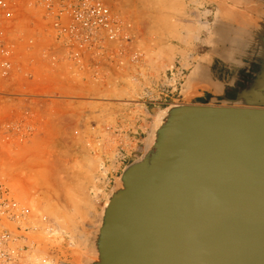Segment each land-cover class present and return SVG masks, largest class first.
<instances>
[{
    "label": "rangeland",
    "instance_id": "obj_1",
    "mask_svg": "<svg viewBox=\"0 0 264 264\" xmlns=\"http://www.w3.org/2000/svg\"><path fill=\"white\" fill-rule=\"evenodd\" d=\"M110 3L131 39L123 63L109 44L79 63L35 6L0 12V184L29 212L13 228L29 237L23 245L37 243L35 264H84L115 180L142 155L159 112L187 104L193 64L215 58L222 77L233 63L234 32L215 27L205 0ZM205 38L212 45H202ZM255 42L240 48L247 58ZM255 73L262 77L247 81L264 93V70ZM88 153L103 161L98 172H88Z\"/></svg>",
    "mask_w": 264,
    "mask_h": 264
},
{
    "label": "water",
    "instance_id": "obj_2",
    "mask_svg": "<svg viewBox=\"0 0 264 264\" xmlns=\"http://www.w3.org/2000/svg\"><path fill=\"white\" fill-rule=\"evenodd\" d=\"M84 264H264V108L160 111Z\"/></svg>",
    "mask_w": 264,
    "mask_h": 264
},
{
    "label": "built area",
    "instance_id": "obj_3",
    "mask_svg": "<svg viewBox=\"0 0 264 264\" xmlns=\"http://www.w3.org/2000/svg\"><path fill=\"white\" fill-rule=\"evenodd\" d=\"M27 4L52 17L57 41L60 37L79 63L86 54L99 55L106 44L115 46L109 49L112 52L118 46L117 57L120 63L124 62L126 44L131 39L126 24L114 11L110 0H0V12L12 14ZM132 58L136 61L139 55L136 53ZM3 67L7 71L11 63L6 61ZM184 74V69H176V76L181 80ZM28 216L29 212L20 207L9 189L0 184V264H35L33 252L37 243L31 240V245H23L29 237L17 234L16 230H22L20 225L16 230L13 228ZM28 231L29 228H25V232Z\"/></svg>",
    "mask_w": 264,
    "mask_h": 264
},
{
    "label": "crops",
    "instance_id": "obj_4",
    "mask_svg": "<svg viewBox=\"0 0 264 264\" xmlns=\"http://www.w3.org/2000/svg\"><path fill=\"white\" fill-rule=\"evenodd\" d=\"M205 3L215 9L211 18L215 27L230 28L234 32L233 40L236 42L232 51L234 58L230 67L225 65L224 72L227 74L221 77L215 74V58L207 60L199 56L200 60L193 64V69L184 85L183 93L189 99L186 103L264 108L263 91L255 90L247 81L262 77V74L255 72L264 70V0H205ZM208 13H210L209 9L203 12L204 15ZM200 22L203 25H207V22L210 24L209 19ZM209 40L201 39L202 45H212ZM252 40L256 41L255 46L258 49L255 54L249 49L247 58L246 51L240 48L243 46L251 48ZM200 67L203 70H199Z\"/></svg>",
    "mask_w": 264,
    "mask_h": 264
},
{
    "label": "bare ground",
    "instance_id": "obj_5",
    "mask_svg": "<svg viewBox=\"0 0 264 264\" xmlns=\"http://www.w3.org/2000/svg\"><path fill=\"white\" fill-rule=\"evenodd\" d=\"M247 5V4H246ZM207 24H208V22H207ZM242 34V33H241ZM202 67V66H201ZM201 67H200V69L199 70H203V69H201ZM205 68H206V66H205ZM198 70V71H199ZM205 71V70H204ZM197 72V71H196ZM202 73V72H201ZM200 75V74H199ZM198 75H196V77H197ZM203 76H205V75H203ZM202 77V76H201ZM200 77V78H201ZM206 77V76H205ZM199 81V80H198ZM203 81V80H202ZM219 91V90H218ZM220 106V105H219ZM239 107V106H238ZM93 153V152H92ZM102 160H101V158H99V157H96V159H95V157L92 155L91 156V153L89 154L88 153V157H87V163H88V165H89V169H88V172H90V173H92L93 171L94 172H98L99 171V168L101 167L100 166V164H102V162H101ZM101 162V163H100ZM108 196V195H107ZM106 201V200H105ZM105 203V202H104ZM103 206V205H102ZM101 206V207H102ZM52 232H54L53 230H52ZM56 233V232H55ZM56 236H57V234H56ZM43 263H46V264H52L51 262H49L48 260H43Z\"/></svg>",
    "mask_w": 264,
    "mask_h": 264
}]
</instances>
